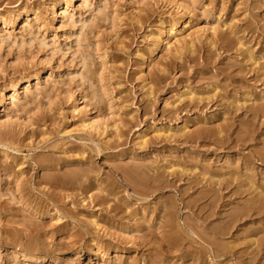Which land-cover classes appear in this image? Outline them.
<instances>
[{
  "label": "rangeland",
  "instance_id": "rangeland-1",
  "mask_svg": "<svg viewBox=\"0 0 264 264\" xmlns=\"http://www.w3.org/2000/svg\"><path fill=\"white\" fill-rule=\"evenodd\" d=\"M226 126L240 141L224 153ZM238 167V194L218 200L227 190L204 178ZM253 198L263 213L220 235ZM233 252L264 264V0H0V264H238Z\"/></svg>",
  "mask_w": 264,
  "mask_h": 264
},
{
  "label": "bare ground",
  "instance_id": "bare-ground-1",
  "mask_svg": "<svg viewBox=\"0 0 264 264\" xmlns=\"http://www.w3.org/2000/svg\"><path fill=\"white\" fill-rule=\"evenodd\" d=\"M183 26L186 27V25H183ZM170 31H172V29H169L168 33ZM165 44L168 47H170V43L168 41H166ZM248 59L253 62V65H256V58L253 57V55L251 53H249ZM212 85L214 86L213 87V91H216V81H212ZM15 86H17V85H15ZM186 92H187L186 96L180 101H190V102H194V101L195 102H200L201 101V99H199L198 97H195V96L191 95L190 93H188V91H186ZM150 93H151V91H149V94ZM217 94H218V92H214V94H212L207 99L212 98V96H215ZM195 106L198 107L199 104H195ZM181 110H182V108L180 106H177V107L173 106V113L179 114L181 112ZM261 111H262L261 109H258V108L255 109L253 111V117L261 116L263 114V112H261ZM186 128H187V125H183L182 126V128L180 129V130H182L180 132V134L181 133H183V134H181L180 136H188ZM176 132L177 131H175L174 129H172L170 127H159V128H156V134L159 137L160 136H175L177 134ZM143 136H146V135H143ZM218 136H220L219 137V142H220L219 144L221 146L219 148V150L223 151L224 153H227L226 149L229 148L228 145L237 144L240 141V139L237 137V136H240V135L239 134L238 135H234L231 132L230 126H226V127L218 129ZM232 136H234V137H232ZM255 156H256V159L258 160L257 161L258 165H260L262 160H263L261 157H263V156L261 155L260 152H256ZM243 157H245V156H243ZM243 160L245 161V163H244L245 167H247L248 166L247 161L249 160V158L246 157V159L243 158ZM173 165H176V164L173 163ZM194 166H196V165H194ZM165 167L167 169H170L169 163L166 164ZM239 168L240 167L236 168V171L235 170H229V171H227L224 174V177L216 178V179H213L212 181H210L209 179L204 178L205 183H208L207 185H209L210 189L213 188L212 189V194L220 193V191H222V190H227L225 195H222V194L219 195L218 200H222L224 198V196L225 197H230L231 195L238 194V192L232 191L229 188L232 187L231 185H234L233 183H234V180H235V179L231 178L230 175L231 174H238L239 173V171H238ZM191 170H192L191 167H187V168L183 169V171H188V172L191 171ZM174 171L178 172L179 169H174ZM123 173L126 174L127 178L134 180L132 173H128V172H125V171H123ZM203 174L204 175H210V171L208 169L204 168L203 169ZM249 176H251V175L244 173L243 177L241 178L240 186H245V187L249 188L251 190V193L258 192L257 190H259V186L256 184L255 181H254L255 182V185H254V182H253L252 178L249 177ZM81 178L84 181L87 180L86 177L84 178L83 176H81ZM156 179L153 181L154 185H152L153 186L152 188H154L156 190H162V189L166 188L167 185L170 184V183H165V184L161 183L159 180H156ZM231 189H233V188H231ZM215 198H216V196H215ZM214 200L215 199L212 198V202L209 204L210 205V210H212V211L216 210L215 215L221 216V214H222L221 213V209L224 208L225 206H227L228 203L227 204L226 203L225 204L214 203ZM184 206L186 207L188 205H184ZM202 209L203 208H200V210H202ZM262 213H263V206L261 205L260 200L254 201V198L252 200H248L242 207L235 208V209L232 208L229 213H225L226 216H227V225H225L224 227H221V231L218 232V233L220 235L229 234L231 228L235 227L237 222L245 221L246 217L259 216ZM93 222H94V220H93ZM14 237H16V236H13V238ZM207 243L210 244L212 252H213V256L215 258L219 257V256L226 255V248L220 246L219 244H217L215 242H207ZM252 243H254V241H252ZM15 244H17V246H19V248H17V250L18 251L19 250L22 251V254H23L22 260L23 261L30 262V263H36L37 262L36 261L37 260V256H32L31 253L28 252V249H32V247H33L32 243H28L27 245L26 244L20 245L21 242L20 241H16ZM232 255L236 256V252H233ZM234 258L237 259L238 264H245V262L243 260H241L239 257L236 256ZM219 264H222V263L219 262Z\"/></svg>",
  "mask_w": 264,
  "mask_h": 264
}]
</instances>
